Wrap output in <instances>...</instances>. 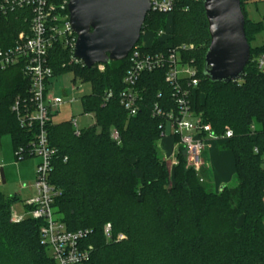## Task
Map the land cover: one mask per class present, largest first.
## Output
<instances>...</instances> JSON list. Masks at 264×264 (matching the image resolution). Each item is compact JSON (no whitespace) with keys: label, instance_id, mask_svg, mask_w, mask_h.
<instances>
[{"label":"trees","instance_id":"1","mask_svg":"<svg viewBox=\"0 0 264 264\" xmlns=\"http://www.w3.org/2000/svg\"><path fill=\"white\" fill-rule=\"evenodd\" d=\"M63 10L68 13L66 4ZM29 17V10L0 17V48L14 44L20 31L29 32ZM169 20L170 36L158 38ZM262 29V22L246 17L249 43ZM146 31L153 34L149 46L141 42ZM141 37L137 44L146 51L192 45L180 55L199 72L193 107L214 135L232 131L219 146L234 156L233 178L219 192L209 190L187 167L182 145L172 168L161 155L164 119L153 116L152 108L156 103L165 110L175 108L173 87L163 71L141 76L137 86L142 102L137 115L130 116L117 95L128 58L104 64L99 71L96 65L88 68L76 61L71 45L57 42L49 52L54 76L71 71L93 83L94 93L82 99L95 122L79 134L73 120L47 126L54 149L49 180L60 190L52 203L56 219L71 231H91L86 240L92 246L91 264H264V74L256 66L264 47H251L240 79L228 83L208 79L203 69L210 35L202 0H176L168 14L148 12ZM28 88L20 65L0 71V137L10 134L16 151L34 140L12 111L18 97L28 96ZM107 89L116 95L105 101ZM114 130L119 140L112 138ZM16 201V195L0 192V264H54L41 240L44 220L28 216L12 221ZM24 207L32 208L26 203ZM107 223L112 226L111 241L104 235ZM120 233L124 237L116 239Z\"/></svg>","mask_w":264,"mask_h":264},{"label":"built area","instance_id":"2","mask_svg":"<svg viewBox=\"0 0 264 264\" xmlns=\"http://www.w3.org/2000/svg\"><path fill=\"white\" fill-rule=\"evenodd\" d=\"M149 1L150 11L158 13H171L176 6V0ZM65 4L67 6L68 0H63L61 3L55 0H0V17L17 10L31 12L29 32L20 31L14 44L0 48V71L20 65L28 78V96L18 97L12 105V111L19 125L34 134V140L27 148L20 147L16 155L21 158L25 156L40 158L34 182L36 193L26 202L32 208L27 210L25 215H19L12 206L11 219L19 222L29 216L44 220L40 229L41 240L48 247L54 264H91L92 246L86 244L91 231L89 229L71 231L63 222L56 219L52 203L60 194V190L49 180L54 149L49 144L47 126L52 121L54 112L63 102L61 97L53 95L49 87L54 78V71L49 64V52L55 43L63 42L71 45L73 53L77 38L69 22V13H64ZM157 36L160 39H167L170 32L161 29ZM191 47L192 45L183 44L164 50L146 51L136 44L127 57L129 67L122 80L123 87L117 95L119 103L128 114L137 115L142 102L137 86L141 76L145 73L163 71L165 81L173 87L175 108L170 107L165 110L156 103L152 108V115L164 119L161 125V138L172 137L174 140L178 137L177 141H173L170 155L164 158L172 168L177 164L178 146L182 145L185 149L187 167L198 173L201 171L204 152L209 141H224L232 136V131L227 130L223 135H214L211 126L203 122L202 117L193 107L194 90L199 84V72L196 66L184 61L180 55L182 50ZM76 61L80 60L76 59ZM256 66L258 71L264 74V53L256 58ZM114 95L116 93L113 89H107L103 98L108 101ZM72 124L75 133L79 134L81 128L75 120ZM167 124L171 126L169 135ZM112 138L119 140L117 130L112 132ZM159 146L162 150V140ZM104 235L109 241L113 239L110 223L105 225ZM123 237L124 235L120 233L116 239Z\"/></svg>","mask_w":264,"mask_h":264},{"label":"water","instance_id":"3","mask_svg":"<svg viewBox=\"0 0 264 264\" xmlns=\"http://www.w3.org/2000/svg\"><path fill=\"white\" fill-rule=\"evenodd\" d=\"M202 1L210 35L203 73L213 82L238 80L251 59L242 0ZM67 9L77 35L73 56L91 68L128 57L140 40L150 1L68 0Z\"/></svg>","mask_w":264,"mask_h":264},{"label":"rangeland","instance_id":"4","mask_svg":"<svg viewBox=\"0 0 264 264\" xmlns=\"http://www.w3.org/2000/svg\"><path fill=\"white\" fill-rule=\"evenodd\" d=\"M243 7L246 11V17L253 22H262L264 24V0H245ZM167 30L171 28L170 20L167 23ZM141 42L144 46H149L153 42V34L146 31L142 34ZM252 48L264 47V29L255 33L250 40ZM99 71L104 70V64H96ZM53 95L61 97L63 102L58 106L52 116L54 123L75 120L80 128H85L95 122L93 113H86L83 97L94 93V85L90 80H83L71 71L59 73L54 76L49 84ZM63 91L67 93L64 96ZM171 133V126L167 124V134ZM162 145L166 152L171 151L173 138H161ZM159 141V142H160ZM165 144V146H164ZM163 157V151H161ZM40 158L37 156L16 157V150L12 136L4 134L0 137V168L3 169L5 183L0 184V192L5 196H11L17 193L20 197L13 204L19 215H25L27 212L22 207V200H26L34 195V182L36 180V170ZM220 171L223 177H228L233 169V155L224 153L220 158ZM201 176L200 172H198ZM1 178V172H0ZM207 187V183L203 182Z\"/></svg>","mask_w":264,"mask_h":264},{"label":"crops","instance_id":"5","mask_svg":"<svg viewBox=\"0 0 264 264\" xmlns=\"http://www.w3.org/2000/svg\"><path fill=\"white\" fill-rule=\"evenodd\" d=\"M64 96H67V93L65 91H63ZM222 141H218V140H211L208 143V146L206 147V150L204 152V161H203V165L200 171L201 174V178H202V182H206L207 183V188L209 190H213L216 192H219L222 187L224 185H226L227 183H230V181L233 178V174L235 171V165H234V156H233V169L231 170L230 174L228 177H223L221 175V171H220V158L222 157V155L224 153H230L232 154L231 151L228 150H223L220 148V143ZM165 146V144H164ZM162 151L164 156L170 155L171 151L166 152L164 147H162ZM233 155V154H232ZM2 168H0L1 170ZM1 179V178H0ZM1 183L2 179H1ZM35 191H34V195L31 196L30 198L26 199V200H22V207L24 208V210L26 211L24 204L31 198H33L35 196ZM12 195H16L18 197V199H20L19 195L17 193L12 194Z\"/></svg>","mask_w":264,"mask_h":264}]
</instances>
